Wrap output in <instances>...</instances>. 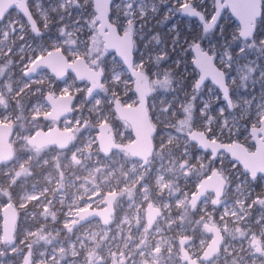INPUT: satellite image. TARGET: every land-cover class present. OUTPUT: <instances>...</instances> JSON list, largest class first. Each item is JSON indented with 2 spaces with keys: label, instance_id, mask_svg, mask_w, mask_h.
Wrapping results in <instances>:
<instances>
[{
  "label": "rangeland",
  "instance_id": "1",
  "mask_svg": "<svg viewBox=\"0 0 264 264\" xmlns=\"http://www.w3.org/2000/svg\"><path fill=\"white\" fill-rule=\"evenodd\" d=\"M165 2L113 3L116 15H125L130 24L139 14L137 28L133 25L141 42L139 67L150 66L157 49L174 56L184 42L180 32L187 28V20L176 15L173 4L163 8ZM32 4L38 19L36 33L17 11L0 21V123L12 126V156L0 164V211L10 201L18 212L12 246L1 244L0 215V264H19L28 251L31 264H186L183 249L197 257L212 238L205 224L216 225L224 242L215 258L201 264H264V179L255 185L228 155L221 152L212 159L188 144L185 119H173L163 95L153 105L161 128L147 162L143 164L121 150L103 155L96 142L98 124L106 122L120 145L132 140L129 126L117 119L112 108L115 99L135 101L134 93L129 92L130 77L115 55L102 48L91 0H33ZM153 6L158 10L153 12ZM65 8L69 11L62 14ZM146 10H151L153 18L156 14L160 17L155 23L156 34L148 33ZM112 22L119 32H124L128 23L114 18ZM241 47L246 51L241 53ZM225 48L220 58L231 56L229 82L234 86L236 110L228 113L224 106L219 135L227 142L239 135L238 142L245 144L251 139L249 129L259 124L264 113L260 107L264 84L258 70L263 68L264 57L248 51L243 43L233 51L231 46ZM51 49H61L71 61L83 57L93 68L107 64L111 70L103 79L105 87L86 100L88 84L76 82L72 75L58 82L43 70L26 79L23 71ZM177 61L174 57L170 64ZM150 71L154 75L152 67ZM46 93L75 95L73 113L57 122L43 120L49 110ZM54 124L72 134L66 149H36L28 144L35 131ZM214 168L229 180L221 204H214L211 193L191 210L188 201L193 187ZM110 192L117 194L110 225L94 219L66 230L79 209L102 208L104 195ZM148 203L161 211L150 229L145 221ZM257 243L259 253L255 251Z\"/></svg>",
  "mask_w": 264,
  "mask_h": 264
},
{
  "label": "water",
  "instance_id": "2",
  "mask_svg": "<svg viewBox=\"0 0 264 264\" xmlns=\"http://www.w3.org/2000/svg\"><path fill=\"white\" fill-rule=\"evenodd\" d=\"M91 2L94 18L97 22L95 30L102 41V48L113 53L122 63L128 75L133 79L132 91L136 96V104L134 105L122 104L117 99L112 102L115 116L118 120L127 123L132 134V140L119 147L113 135L110 134L107 123L102 122L96 127V142L103 155H109L114 150H121L133 159L141 160L144 164L155 150L153 142L155 127L151 122L147 109L148 96L150 95L149 80L145 73L140 70L138 71L133 66V37L131 32H119L117 26L110 20L112 0H91ZM218 6L219 11L223 7H229L228 2L222 5L217 3L215 15H217ZM11 9H16L25 18L32 32L36 33L38 31L36 21L27 6V0H0V21ZM229 10L241 29L243 25L239 17L232 12L230 7ZM183 13L186 16L195 17L199 22H202L199 16L186 12ZM211 22L212 19L209 23ZM240 39L247 41L251 38L245 39L240 37ZM195 45L197 44L192 46L194 54L193 64L198 70L200 78L203 73L196 64L198 54ZM212 63L217 70L222 71L215 66L214 61ZM43 70L48 71L59 82L65 81L69 75H72L78 83L86 82L88 84L85 94L86 100L93 97L103 87L104 75L101 68L95 69L91 67L83 57H76L71 61L61 49H51L44 55L35 58L23 71V76L29 79ZM205 81H210L220 91L224 100L222 89L219 85L215 84L211 75H206L203 82ZM225 84L228 87L226 77ZM44 98L46 104L49 106V110L43 114V120L57 122L73 113L72 106L75 101L73 94L52 95L51 93H47ZM229 99H231L230 93ZM225 103L228 106L227 101ZM228 108L231 109L229 106ZM11 135V124L5 122L0 123V164L7 162L11 157ZM250 135L255 144L253 151H248L246 146L240 142L226 143L210 139L203 131L192 130L188 132L187 137L190 142L196 145L197 149L203 152H209L212 159H216L221 152L228 155L232 161L237 162L248 173L249 177L253 179L258 175H264V113L260 120V125L250 129ZM72 140V134L68 130L61 129L54 124L47 130L38 129L29 136L27 142L31 147L36 149L56 148L58 150H64L71 144ZM225 186L226 179L216 168L212 169L207 177L200 180L196 187V192L191 195L188 202L190 208H195L197 203L209 192L214 193L215 203H218L223 195ZM115 199V192L106 193L103 198L104 206L102 208L79 209L74 214L75 220L71 222L69 230L94 219H98L102 225H110L114 216ZM0 215L2 219L1 244L12 246L15 243V229L18 219L17 209L10 201H7L1 208ZM160 215L161 211L159 208L154 207L151 203L146 205L145 221L148 229L155 224ZM206 227L207 231L212 234V239L203 251V255L201 256L202 260L212 259L219 252L223 242V236L218 228L209 225ZM183 256L187 264H197L195 260L187 255L186 251H183ZM19 264H31V253L29 251L24 255Z\"/></svg>",
  "mask_w": 264,
  "mask_h": 264
},
{
  "label": "flooded vegetation",
  "instance_id": "3",
  "mask_svg": "<svg viewBox=\"0 0 264 264\" xmlns=\"http://www.w3.org/2000/svg\"><path fill=\"white\" fill-rule=\"evenodd\" d=\"M17 1H21V0H17ZM46 1H48L50 3L52 0H46ZM114 1L115 0H112L110 20L112 21V19L114 18L115 20H118V22L120 20H122L123 22L127 23L128 21H125L126 20L125 15L122 14V15H120V17H118L116 15V12H115L114 7H113ZM152 1H154V0H152ZM165 1H166L165 2L166 4L163 6V8L166 5L173 4V7L174 8L176 7V10H175L176 15L177 16L179 15L183 19L187 20L184 22L185 25L187 26V28H185V31H184L185 34H181V36L184 37V42L181 43V45L175 49L174 56H171L172 54H170V52L167 50L164 51L163 54H161L157 49V51L155 50L156 56L157 57L158 56H164L165 58L160 59L159 62H157V57H156L155 61L152 64H149L150 66L139 67V47L141 45V42L139 40V33H138L139 31H137V30L135 31L134 27H133V25H136L135 28H137V25L139 23V14H135V16H134L135 22H133V24H130V22H128L126 24V27L123 30V31H130L132 34V37H133V55H134L133 66H134V68L137 69L138 71L140 70L143 73H145L148 80H149L150 95L148 96L147 109L149 112L151 122L155 127V134L153 136V142L155 140L156 133H158V131H160V128H161V125L159 123H157L155 118H154L153 105H154V102H156L158 97H160L161 95H163L165 100L169 101L168 111L171 112V110H173V119L174 120L185 119V126L184 127L186 129L185 130L186 135L188 134V132H190L192 130H197V131H203L207 135L208 138L219 141V142H226V143L238 142L239 135H238V137H234L230 142H227L226 140H224L223 137H221L219 135L220 131H221L220 130L221 118H222L223 112L225 111L224 106L226 107V111L228 113H230V112L232 113L236 110V106H235L234 100H233L234 99V88H233L234 86L229 82V78L232 75L233 69H231V67L225 68L224 64H223V59L224 58L225 59H231L230 58L231 56L227 54V55H225V57L223 59L220 58V56H221L220 51L227 49V48H225V43L227 40H229V39H227V37H225V33L223 32L224 28H225L224 22H228V24H226L227 29L232 28V31L230 32V35L233 37V38H231L232 43L229 44V42H228L227 44L229 46H227V47L231 46L232 49H234V47L236 48V46L239 43H243L246 45L247 50L252 52V42H251L252 39L247 40V41H243L240 39V37H239L240 27H239L238 23L235 21L233 14L229 10V7H223L219 11V15L217 16V20H216L215 24L213 25V27L209 31H205V28H204L205 23H209V21L212 19V17L216 13V4L218 3L219 5L220 4L222 5V4L227 3L228 0H185L184 3H183V0H165ZM179 2H180V4L178 5ZM32 3H33V0H27V6H28L32 16L34 17V19L36 21V25H37L38 19L36 17L35 10H34ZM186 3L191 4L192 7L195 8L196 12H199L204 16V19L202 20V22H199L197 20V18H195V17L186 16V15H184V13L182 11L178 10L183 4H186ZM14 11H17V10L11 9L3 17V19H6L8 16L12 15V13ZM68 11H69V8H65V9L61 10V13L65 14ZM146 13L148 16H150V18H145L144 20L148 21L149 25H147V26H149V30H151V28H152L154 33L156 34L158 28H157V24H155V23H158V20L160 19V17H159V15L156 14L154 16L155 18H153L151 10H146ZM77 20L79 21V19H77ZM129 25H131V26H129ZM263 30H264V17L261 18V23H258V25H257L256 34H258V33L263 34ZM148 33H150V31ZM207 33H211L213 35L211 37V39H209L207 37ZM234 37H235V40H234ZM208 43H209V45L212 44L213 46H215L214 51L209 52V50H207V44ZM194 44H199L201 51L207 52L210 55H212L215 66L226 73V76H225L226 82H227V85L229 88L231 100L233 102L231 109H229L228 106L226 105L225 101L222 98L220 91L210 81L202 82L199 89L194 88L196 81L199 79V72L193 64L194 54L192 51V46ZM174 57H176L177 60H179V61H177V63L170 64V61H173ZM263 65H264V61H263ZM151 67L153 68V70L155 72L154 75H152V73L150 71ZM97 68L102 69L104 78L109 76V71L111 69L109 68V66L107 64L101 63L100 65L97 66ZM161 76H162V79H161ZM129 82L131 83L130 89L132 91L133 79L131 77L129 78ZM104 87H105V85L103 86V88ZM131 91L129 90L130 94L133 95L134 92L132 91V93H131ZM134 96H135V94H134ZM74 97L76 100L75 95H74ZM134 98H135V101H133L132 103H127V102L124 103L121 101L120 102L122 104L134 105V104H136V96ZM74 103H75V101H74ZM74 103H73V106H74ZM73 106H72V108H73ZM221 108H223V112H221ZM207 121L209 122L208 126H206V124H205ZM124 123H126V122H124ZM259 125H260V122L258 125H255L253 127H258ZM250 129H249V134H250ZM250 137H251V135H250ZM188 144L192 145L194 143L189 142ZM117 145L119 147L122 146L118 142H117ZM244 145L246 146L248 151H253L255 149V144L252 141V138L250 139V142H247ZM154 147H155V144H154ZM195 148H197L196 145H195ZM206 153L210 154L209 152H206ZM11 156H12V154H11ZM208 175L209 174L205 175L201 179L207 177ZM250 179H252V178H250ZM263 179H264V175H258L256 178H253L252 181L255 184V183H258V181H261ZM197 186L198 185L193 187L194 191L191 193V195L196 192ZM228 187H229V180L226 179V186H225V189L223 191V195L226 192V190L228 189ZM211 193L213 194V197H214V193L209 192V193L205 194L203 199H205L206 196H208V195H212ZM223 195H222V197H223ZM116 198H117V194H116ZM221 198L219 199L218 203H215V197H214V204L216 206L221 204L220 203ZM203 199H201L197 203L195 208L199 206V204L201 203V201ZM195 208H193L191 210H194ZM114 212H115V209H114ZM72 218H73L72 221L75 220L74 215L72 216ZM244 220H246V218H244ZM251 220L252 219L247 218L246 221L251 222ZM71 222H70V224H71ZM70 224H69V227H70ZM207 225L215 226L216 228H218L216 225L205 224V229H206L207 233H209L207 231V227H206ZM69 227L66 229L67 231H71V230H69ZM220 232L223 236V242H224V235H223L221 230H220ZM223 242H222L221 246L223 245ZM221 246H220V249H221ZM204 249L202 250V252L197 257L189 255L188 251L186 249H183V251H186L187 255L191 259L195 260L197 262V264H201L202 261H210L213 258H215L218 254L217 253L210 260H202L201 256L203 255ZM220 249H219V251H220ZM260 250H261V246L257 243L255 246V251L257 253H259ZM183 251H182V255H183ZM183 260H184V256H183ZM186 264H187V262H186Z\"/></svg>",
  "mask_w": 264,
  "mask_h": 264
},
{
  "label": "snow or ice",
  "instance_id": "4",
  "mask_svg": "<svg viewBox=\"0 0 264 264\" xmlns=\"http://www.w3.org/2000/svg\"><path fill=\"white\" fill-rule=\"evenodd\" d=\"M228 6L231 8L232 12L239 17L243 27L240 29V37H243L245 39L251 38L253 41V47L255 46V40H256V29L258 23H261V18L264 17V0H228ZM158 9L153 6L152 11L155 12ZM179 11L190 13L192 15L199 16L201 20L204 19V16L196 12L195 8L192 7L191 4H183L179 9ZM219 15V6L217 9V15H214L212 17L211 23H205L204 28L205 31L212 28L217 20V16ZM154 39H156L154 37ZM235 40V37H234ZM225 46H229L227 43ZM198 59L196 60L197 66L200 68L201 72L203 73L200 78L196 81L194 88L199 89L202 82L204 81V78L206 75H211L212 80L215 82V84L219 85V87L223 91V97L224 100L227 101L228 106L231 107L233 102L231 99H229V89L225 84V76L226 73L223 71L217 70L213 66V56L209 55L206 52H202L200 49V45H195ZM213 49H215V46H212ZM260 48L262 51H264V35L260 38ZM241 53L245 51L243 47L239 49ZM215 54V53H214ZM165 58L164 56H158L157 62H159L160 59ZM252 71H254L253 68H251ZM242 79H247V77H242ZM260 79L264 81V68H260ZM260 107H264V104L260 105ZM221 112H223V108H221Z\"/></svg>",
  "mask_w": 264,
  "mask_h": 264
},
{
  "label": "trees",
  "instance_id": "5",
  "mask_svg": "<svg viewBox=\"0 0 264 264\" xmlns=\"http://www.w3.org/2000/svg\"><path fill=\"white\" fill-rule=\"evenodd\" d=\"M226 24H228V22H224L225 28H224L223 32L225 33V37H227V39H229V40H227V42H229V44H231L232 43V41H231V37L232 36L230 35V32L232 31V28L227 29L226 28ZM179 26H182L181 23H179ZM149 31L151 32V31H153V29L151 28V30H149ZM181 34H185L184 30L181 31ZM212 36L213 35L211 33H207V37L209 39H211ZM261 36H262V33L256 34L255 46L254 47L252 46V51L258 53L260 57L264 56V51H262L261 48H260V38H261ZM251 42H252V45H253V41L252 40H251ZM231 51H233V49H231ZM245 90L247 91L248 94H250L251 91H249L247 88ZM39 120H41V119H39ZM30 168H32V165H30ZM35 170H36L35 173H37L38 170L37 169H35ZM255 184L257 185V183H255Z\"/></svg>",
  "mask_w": 264,
  "mask_h": 264
},
{
  "label": "built area",
  "instance_id": "6",
  "mask_svg": "<svg viewBox=\"0 0 264 264\" xmlns=\"http://www.w3.org/2000/svg\"><path fill=\"white\" fill-rule=\"evenodd\" d=\"M185 2V0H183V3ZM213 45L211 44V45H209V43L207 44V50H209V52H212V51H214V49H213V47H212ZM226 51V50H225ZM227 55V54H226ZM231 58V57H230ZM231 59H223V64H224V67L225 68H229V67H231L230 66V63H231V65H233L232 64V62L230 61ZM230 61V62H229ZM264 61V60H263ZM228 62H229V64H228ZM263 65V64H262ZM263 68H264V65H263ZM258 70H260V68L258 69ZM242 73V72H241ZM259 79H260V73H259ZM260 81H261V83L263 82L261 79H260ZM264 84V83H263Z\"/></svg>",
  "mask_w": 264,
  "mask_h": 264
}]
</instances>
